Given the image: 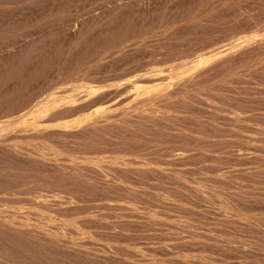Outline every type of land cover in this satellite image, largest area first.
<instances>
[{
  "label": "bare ground",
  "instance_id": "obj_1",
  "mask_svg": "<svg viewBox=\"0 0 264 264\" xmlns=\"http://www.w3.org/2000/svg\"><path fill=\"white\" fill-rule=\"evenodd\" d=\"M55 1H57V0H54V2ZM62 1L63 0H60V2H62ZM207 1L205 0V2H207ZM211 1L213 2V0H211ZM231 1H228V2L230 3ZM233 1H232V3H233ZM41 2H43V0H41ZM41 2H40V4H41ZM60 2H59V7L62 6V4ZM216 2H218V0ZM202 3L200 2V4H202ZM234 3H236V2H234ZM242 3H244V2H242ZM38 4L39 3H37V5L34 4V7L38 6ZM217 4H215V5L217 6ZM224 4H225V1H224ZM226 4H227V2H226ZM145 5H146V3H145ZM153 5H154V3H153ZM188 5H190V4H188ZM202 5H205V4H202ZM202 5H198V6L194 5L193 8L192 7L190 8V6H188V7L186 6L185 7L184 4H183V8L184 7L187 8V9H185L186 11L180 13L177 10L180 13V15H178V18H176L175 20L173 19L174 21L173 20L169 21L170 18L168 20H164L162 18V16H161V18H162V20H161V18L159 19L158 15L154 16L155 19H150V17L152 18V14H153V12L156 9V8H154V6L147 7L148 6L147 5L146 7H143L142 8L143 12H140V13H136L135 12L137 15H135L134 12H133L134 14L130 13V15L127 12H126L127 14L126 13L124 14V11L123 12H119L120 9H117V10L115 9L114 11L108 12L107 15L104 14V17L102 18V20L96 21L99 18L98 19L95 18L96 20H94V19L92 20L91 19V21L89 19L87 24H86V21H85V24L83 22H80L79 24H77V25H79V27L75 26L72 34L68 38V41H67L68 43L66 44L67 46L65 45L66 46L65 49H64L63 45L62 46L59 45L61 50L59 48H57V49L55 48L56 50L53 48L55 51L49 52V49L47 51H45L43 47H37L38 44L36 45V43H35L36 46H34L33 45L34 42H33V44H29L31 42L30 41L28 44L26 43L27 44L26 46L25 45L23 46L24 47L23 49L19 47L20 49H16V51L11 52L10 54L6 55V64L7 65H6V67H3L2 69H0V117H1V119H4L6 117H12V115L16 116L17 114L19 116L22 115V113H25L26 111H28V108L30 106H32L30 104L34 103L35 99H38V96L41 97V94L43 93L42 90L40 92H38L39 90L36 88L38 90L37 92L35 91L36 93H33V92L26 93V86L30 85V83H32V82H36L38 79H42V77L44 76V74H43L44 69L46 71V69L49 68L48 65H46V63H44V62H46V61H44L45 58L47 60V64H52L53 67H50V68L52 70L54 69L55 77L57 78L58 83H60V82L63 83V82H65L67 80L66 77H65V73L66 72H64V68H66L64 66V63L65 62L67 63L68 60H70V63H69L70 65L73 63L72 66L69 65L70 67H74L75 64H76V67L74 68V71L70 70L71 68L69 69V67L67 69L70 70L69 72H76V75L78 77V74H80L82 71H85V70H83L85 68V65H87V64H89L91 62H92V64L94 62H97V63H94V64H98V62H101L103 60V58H104L103 55H105L111 49H115V51H117V52H115L117 54L114 53V55H113V53H112V55L114 57H116V60L118 62H120L118 65L121 64V66H123V64L129 65L130 62L132 63V61H134L136 59L140 60V57L143 55V53H142V55L140 54L141 55L140 57L137 56L139 58L136 57V59H134L135 57H133L132 55H136L135 53L142 52V51L144 52V54L147 53V55H149L150 57L151 56L155 57V55L161 56V57L160 58L158 57V61L159 62H154L152 60L153 62L151 64H148V65L146 63H145L146 65L141 64V66H140L141 68L139 67L140 64L138 66H136V64H135L136 61H135V62H133L130 65L131 69H129L128 71L126 70L125 72L119 73V74L116 73V69L118 67L117 66L118 62L116 60H115L116 62H114V63H116V64H114L115 67L113 65V67L116 68V69H114L112 67L115 71L114 70H112V71L110 70L112 68L108 67L109 64L108 65L104 64L105 65V67L103 66L104 68L107 67L106 69H109L113 74L115 73L114 77L112 76V74H109V75L112 76V78H109V77L105 76L106 78H104V79L102 78L101 80H100V78H98L99 80H95V79L92 80L90 78L89 79L87 78L88 80H86V77H84V73L82 72L83 73V77L80 76L81 79L79 77L78 80H80L79 81V83H80L81 80L85 78V81L83 80L84 82H81V84H79V85L84 86L85 88L82 87L83 89H81L79 87L80 90L79 89L78 90L75 89L74 91L71 90L72 91V95L69 94L71 96L70 98H68V99L67 98L66 99L63 98V99H61V101L56 100V102L58 101V103H56V104H53L52 102L51 103L49 102V103L41 104L38 108L39 109H45V110H47V112L42 113L40 115L33 116L32 114H30V115L28 114L25 118L16 119L15 121H13L11 123H9V122L5 123V124H8L9 126L7 127V125H6L5 127H3V128H5L3 131H5V133H7L9 135H7V134H6L7 136L5 135L8 138L4 139V141L0 140V191H1L0 193H2L4 190L10 191L13 188L19 190L18 192L20 193V189H18V188H21V187L23 188L22 185H24L25 187H30L29 185H27L28 181L30 180L29 179L30 177L28 178L29 180L26 178V180H28L26 185L23 182V180L25 179L26 176L28 177V170H27L28 168L27 167H30V168L36 167L34 162L40 160L38 158L41 155L37 156L38 150L40 148L39 147L40 145L38 146L39 148L36 147L37 145H34V147H36V149L33 146L32 147L30 146V148H32V150L34 152L37 151L36 155H33L35 153L28 152L29 150L31 151V149L29 148V145L27 146L29 149L27 147L23 148V151L21 153V151H18L19 145H17V143H16V145L18 147L14 146V145H13L14 146L13 147L11 145V142H13V141H11V140H16V139H20L21 140L23 137H24V139H22V140H25V136L26 135L28 136V134H30L28 136V137H30V139L27 137V140H32V139L37 140L36 138H38V139L39 138H41V139L43 138L42 142L45 139L47 141H49L51 139L56 138L57 136H58L57 138H59V136H61L63 134H64L63 135V137H64L66 135V133H64L62 130L65 127V125L70 124V123L66 124L68 120L69 121L71 120V121L75 122L77 119L87 117L88 114H89L88 116H90L91 113L93 115V113H98V112L101 113V111L103 112V110L105 112V109H108V107L111 108L110 107L111 105H112V108H113V104H116V103L118 104V106L119 105H121V106L123 105L122 107L125 109L124 114L120 115L121 117L120 116H116L117 114L114 116V118L113 117L110 118L109 116L107 117L105 115H102V117L105 116L103 120L99 116L101 118V119H99L100 121L98 120V122L94 123L93 125H90V124L87 125V123H86V125H87L86 127H84V128H81V127L79 128L78 127L79 129H77L73 134L70 132L71 135H69V136H71V138L73 139L72 141L70 140V138L68 136V134H69L68 132L69 131L65 129L66 127L64 128L66 130V132L68 131L67 135L64 138L65 139L69 138V140L71 141V143H69V146L71 147V148L69 147L70 150H69V148L67 146H66V148H68V150L65 149L67 151V154L68 153L71 154V155L72 154L73 155L74 154H76V155L81 154L82 156H84L83 158L81 157V159L78 160V162H77L78 164L76 163L77 167H76V165H75V167L72 166V164L74 162H76L77 160L74 161L72 164L67 161L68 166L71 164V167L74 168V169L72 168L73 170H68V171H65V170L71 169V168H69V167L67 168V166H65L66 164L64 166L67 169H65L63 165H62L63 166L62 167V166H60L61 164L57 163L56 165H59V169L58 168H55V169H58V172H56L57 170L54 169L55 170V172H54L55 175H54V173H51L54 176V178L56 179L55 180V184L53 183L54 180L50 178L49 180H53L52 183H51V181L46 179V180H48V182H50L49 185L47 184L48 182L45 181V178H44L45 177V173L43 174L44 175V177H43L44 178V182H42V180H43L42 178H40V179L38 178V177H42L41 167L39 168L40 169L39 171H41L40 172L41 174L39 172H37L38 174L33 173L35 175V177L30 175L31 172H29V176L34 177V179L33 178H31V179L35 180V181L32 180V182L36 183L37 182L36 181L37 180L36 176H38L40 174L37 178L39 179V181L42 182V183L40 182L41 185L45 184L47 182L46 184L48 185L49 189H50V185L51 186H52V184L57 185L56 186L57 187L56 188L57 191L53 187H51V190H53V189L55 190V194H56L55 197H57V199L61 198V199H59L57 201L56 204H54L56 202L55 201L53 204H49V203L46 204V208H44L45 206H42V205H41L42 207L40 205H36V206L30 207V209L33 212L34 217L35 216H42V213H41L42 210H40V209H44V211H42L43 213L47 212V211H50V210H51V212L54 211L58 215V216H56V218L58 217L59 219L56 220L53 216H51V219L53 217L54 220L50 219V221H48V222L56 220L59 223L60 222L59 220H61L60 227L57 228V225H59L57 223H56L57 224L56 225L53 222H51V223L42 222V221L35 222L34 219H31V218L29 219L27 217H20L19 218V217H10V216H6V217L0 216V264H127L126 263L127 259L125 261L124 260H118V261L115 260L114 261L113 258L110 259L111 255H110V257L107 256L108 252L110 250L109 251L107 250L108 252L104 251V252H106L104 254H103V251H102V253L99 254L101 256H99L97 254L96 249L90 248V246L91 247H95V246H92V244H94L93 242H95V241L96 242H98V241L101 242V240H103V239L105 241L104 244L108 243L106 240L110 241L109 243H112V242L113 243L114 242H118V243L119 242L120 243L124 242V244H127L126 241L129 239L125 235V234H128V233H126L128 230H126L124 228V226H122V224H123L122 222H121L122 224L119 223V222L113 224V222H112L111 225H104V224L100 225L101 223H103L102 222L103 218L99 217V215L97 216L98 218H96L95 220H90L95 215L92 216V214L94 212L92 213V211L90 212L89 209H86V206H87L86 204H87V202L89 203V201H92L94 199L93 197L97 196L98 198L101 197V199L102 198H106L107 199V197H109L108 201H110V198L113 197L110 194L111 193L113 194L114 191H117V192H119V194L122 195V196L119 195L120 198L121 197L123 198V196L126 197V201L127 202H125V199H124V203H125V205H127L126 203L130 202V201H128V199L133 201L132 203L134 204V202H135L134 198L135 197L136 198L137 197L140 198V195H143V197H148V196L150 197V195L153 196V194H154V196L157 197V198L156 197L155 198L156 199L160 198L162 204L164 205L163 206L164 208H162L163 213H165L166 211L169 212V210L171 209L170 207L172 206L169 202H167L169 200L167 198V196H169V195L172 196V194L175 191H177V190H178V192L181 193V194L179 193L180 195L184 196V199L186 197V201H190V202L187 203L188 205L191 204L193 195H196L197 197L200 196L201 198H203V200L207 199L205 196L208 195V192H207V195H206V192L203 190V187H202V190H201V187H199V186H201V184H198V182L201 183L202 181H198L197 176H193V174H191V172L188 173L189 175L187 176V175H185L186 173L181 172V173H183V174H181V173H177V171H175L174 175H173L172 174L173 172L170 173V171H172V170H170V169H165L164 170L163 163H160V161H158V155L157 154H158L159 151L169 152L172 156L173 155L175 156V154L177 155V153L185 154L187 152H189V153L190 152H194V153H196V156L197 155L200 156V154H202L204 148L206 147V146H204V144L209 143V141H210L209 138L210 137L212 139H214V134H211L212 132L211 133L208 132L209 130H207V131H205V129L204 130H199V129L192 130V129H189L184 123L176 122L175 120L171 121L172 118L175 119L179 115L180 116L181 115L184 116V119H188V117L183 115L184 112L182 111L186 106L184 107V105H183V107H184L183 108V107H181L182 106L181 105L180 107L182 108V110H180V108H176L175 107L176 105H171L170 106L169 102H171V100H173L174 98L178 97L180 103L182 102V103L188 104V103H186L187 101H189V102L193 101V103L196 104L197 106H201L202 105L204 107V106H208L209 105L208 104V99L211 98L210 95H211V93L213 94L214 90H215L214 92H216V91L220 92V90L217 89L219 86L223 87L225 85H228L227 84V82H228L227 79L228 78L236 79L237 85L241 84L240 80H243L242 78H244L246 76V74H248V72L246 70H244V69L249 70L251 68V70H252V68H254L255 66L257 67L262 62V61L257 60V59H258V56H262V55L264 56V18L259 19V18H257L258 16L257 17H253V18L248 16L246 18L247 13H249V12H250V14L253 13V11L251 12V10H253V8L249 9V7H245V4H244V6L242 4V6L244 8H248V10H250V11H247L246 13H243V14H246V15H244L245 16L244 20H246V23H247L246 26H248V30L246 29L245 32L243 30V32L241 33V31L239 30L240 28H239L238 32H240V33H237V31H236L237 30V26L234 25L235 30H234V28H232V29L229 28L230 30H227L228 32H226V33H229L230 31H233V32L232 33L230 32V34H228V36H227V34H225L227 37L223 36L222 40L220 38L221 41H214V42L213 41H208L207 43L206 42L204 43V39L202 38V34L206 30V27H207V31H208V27H215L217 29L219 27L218 25L220 23V20L215 19L217 17L212 19L214 17L213 14H215L214 11H216V9L214 8L215 6L211 7V9L213 8L215 10H213V9L210 10V8L208 10V9H205V7H207V6L203 7ZM20 6H21V4H20ZM219 6H221L220 7V9H221L224 5L221 4ZM234 6H232V7H234ZM262 6H264V5H262ZM175 7H174V9H173V7H171L173 9V11H175ZM218 7H216V8H218ZM224 7H226V5ZM236 7H239V9H240V6H236ZM39 8H41V6ZM171 8H170V10L172 11ZM8 9L10 10V8H8ZM178 9H180V8H178ZM182 10L183 9H182V6H181L180 11H182ZM233 10H236V8L235 9L233 8V9H231V11H229V12H231V14L234 12L233 16H236V15L239 16L240 12L242 14V12L246 11V10H243V11L241 10L240 12H237V13H239V15H238L236 13L237 10L236 11H233ZM177 11L175 13L178 14ZM212 11H213V14L210 13ZM10 12L11 11H9L7 13H10ZM208 12L212 15L211 19H209L210 17H208L209 20L207 18H206L207 20H204L205 19L204 16H208ZM255 12H256V10L254 11V13ZM15 13H16V11H15ZM160 13H159V15H161ZM175 13H173V14H175ZM167 14H170V13L168 12ZM167 14L165 15L166 18L169 17V16H167ZM216 14H219V16H221L220 12H218ZM255 15H258V14L255 13ZM255 15H253V16H255ZM259 15H261V14H259ZM4 16H6V17H4ZM17 16H18V14H17ZM230 16H232V15H230ZM262 16H264V14ZM2 17L3 18H1V19H2V21H4V23H5V20H3L4 18L8 19L6 21H8L9 23L12 20L11 19L9 21V17L10 16L7 17V14H4ZM156 17H157V19H156ZM239 17L241 19V16H239ZM259 17H261V16H259ZM16 18H18V17H16ZM22 19H23V17H22ZM151 20H154V21H151ZM223 20H225V19H223ZM227 20H228V18H227ZM237 20H238V18H237ZM22 21H24V20H22ZM235 21H236V19H235ZM235 21H233V22H235ZM11 22L13 23V21H11ZM241 22H243V20H241ZM6 24H7V22L5 23V26H6ZM176 24H179L180 26L183 25V26H185V28H182L183 30L181 29L182 31L180 30L181 31L180 32L179 30H177L179 28H177V26H176L175 27V28H177L176 29V33H174V32L172 33V31H174L173 27ZM9 25H11V23ZM9 25H7V26H9ZM202 25H203V27H202ZM2 26H3V28H5L4 25H2ZM44 26H45V24H44ZM7 29H9V27ZM159 30L163 31L164 34H162V33L159 34V35H162V36H158V34H156V33L160 32ZM168 30L169 31L172 30V31H170L172 34L169 33L168 35H166ZM177 31L179 33H177ZM4 33H6V32H4ZM8 37H10V36H8ZM155 37H158L159 39L156 38V40H155ZM138 39H142V40L145 39V40L150 41V42H148L146 44L149 47V49H144V46H142V45H141V48L139 47L138 49H136V47H135L136 45H135L134 46L135 50H133V51L126 52L124 50L125 47H126V44L129 41L130 42L134 41V40L138 41ZM142 40H141V44L144 45L145 42H143ZM137 41H136V43L140 42V41H138V42ZM184 42L187 43V44H185V45H187V47H186L187 49L184 50V51H182V50L178 51V49H179L178 47H181V43H184ZM136 43H133V44H136ZM139 44H138V46H139ZM170 44H173V45H170ZM197 44H199V45H197ZM57 45H58V43H57ZM129 45H130V43H129ZM168 45L172 46L173 48L176 45H179V46H176L175 47L176 49H173L175 51H171V50L168 51V48H169ZM195 45H197L198 47L197 46L195 47ZM7 47H9V46H7ZM127 47H129V46H127ZM148 47H146V48H148ZM45 48H47V47H45ZM50 49L53 50L52 48H50ZM63 49H64V51H63ZM147 50H149V51H147ZM112 52H114V51H112ZM162 54H164V55L162 56ZM107 55L111 57V54H107ZM130 56L133 57V60H129ZM145 56L146 55H144V57ZM52 57H53V61L51 60ZM110 57L108 59L109 61H111ZM114 57H112V59H115ZM142 57H141V60H142ZM152 57H151V59H152ZM147 58H148V56H147ZM126 59H128L130 62L128 61L126 63ZM156 60H157V58H156ZM251 60H253V61H251ZM109 61L108 62L106 61V62L109 63ZM144 61H145V59H144ZM147 61H149V60L147 59ZM104 63H105V59H104ZM94 64L92 65L94 69L95 68L96 69H100L99 66H102V65H99V64H101V63H99L98 64L99 68H98L96 66L94 67ZM0 65H2V64H0ZM127 65H125V66H127ZM90 66H91V64H90ZM132 66L133 67L136 66V68H139V69H134ZM28 67H29V70H28ZM256 67H255V70L257 69ZM93 68H92V70H94ZM120 68H122V67H120ZM85 69L86 70L88 69V65L86 66ZM89 69H88V72H89ZM151 70L152 71L155 70V72L152 74ZM257 70H259V68ZM49 71H51V70H49ZM104 71H105V69L102 72H104ZM243 71L247 72V73L245 72V76L244 77H243ZM88 72H87V74H88ZM94 72H95V70H94ZM111 72H109V73H111ZM149 72H151V74H148ZM252 72L249 71L250 74ZM82 73H81V75H82ZM73 74L75 76V73H71V75H73ZM87 74H85V75L87 76ZM100 74L96 73L95 75H99L100 76ZM93 75H94V73H93ZM104 75H101V77L104 76ZM106 75H108V74H106ZM74 76H73V79L75 81H77V78L75 79ZM91 76H92V72H91ZM89 77H90V74H89ZM47 79H48V77H47ZM231 81L232 80L230 79V82ZM233 82H235V81H233ZM236 83H234V84L236 85ZM231 84L233 85V83H231ZM214 85H215V87L217 86L216 89L214 88ZM94 86H95V88H92ZM233 86L230 87L231 92H232V97H233L234 101L237 100V101L241 102L240 99L242 98V95L244 96L245 92H241L239 90V88L238 89L237 88L234 89ZM32 87H34V86H32ZM188 87H190V88H188ZM191 87H195V89H196V92H194L193 95L191 93L188 94V92H187L188 91L187 89H191ZM232 88L234 90H232ZM245 88H247V87H245ZM240 89H241V87H240ZM224 90H225V88H224ZM71 91H70V93H71ZM200 91H201V93L203 91L202 94H204V92H206V94L208 93L210 97L207 96L208 98H206L205 94L202 96ZM200 95H201V97H205L206 99L205 98H203V99L200 98L199 97ZM229 95H230V93H229ZM245 96H246V94H245ZM20 98H22V99L20 100ZM194 98H197L200 102H197L198 100L195 101ZM217 98H219V97H216L215 99H217ZM179 101H178V103H179ZM173 102L174 101H172L171 103H173ZM243 104H244V102H243ZM177 105H179V104H177ZM188 105H190V104H188ZM115 106H117V105H115ZM239 106H241V105L239 104ZM126 108L130 109V110L127 111ZM209 108H210V106H209ZM219 108H215L216 111L214 109L213 110L215 112H217V110H219V111L222 110V109H219ZM187 109L188 108L186 107L185 110H187ZM121 110H123V109H121ZM232 110H233V112H231L232 114H234L235 112L243 113L242 111H244V113H245V110L238 109V107H236V108H234ZM106 111H108V110H106ZM12 112H13V114H12ZM211 112H213V111H211ZM221 112L223 113V111H221ZM119 113H120V111H119ZM218 113H220V112H217L216 114H218ZM222 113H220V114H222ZM237 113L235 115H237ZM241 113H239V114H241ZM203 114H205V113H203ZM122 115L123 116H125V115L127 116L128 115V116L127 117L126 116L122 117ZM94 116H96V114ZM115 117H116V119H115ZM117 117H119V118H117ZM170 117H172V118L169 119ZM185 117H187V118H185ZM238 118H240V120H241V117H239V115H238ZM7 119L8 118H6V120ZM36 119H38V120L41 119L42 124L44 123L45 125H47V127L44 125L45 127L44 126H42V127L40 126V128H39V123H38V127H35L34 126L35 124L32 125L36 121ZM90 119H92V117ZM176 119H178V118H176ZM179 119H180V117H179ZM182 119H183V117H182ZM190 119H191V117H190ZM202 119H201V121H202ZM224 119H225V117H224ZM6 120H4V121H6ZM203 120L204 121H202V123H206L205 119H203ZM220 120H221V122L217 123L218 126L222 125L223 119L220 118ZM0 121H2V120H0ZM85 121H86V118H85ZM168 121L170 122V124H169ZM177 121H179V120H177ZM227 121H229V120L227 119ZM231 121H229V122L231 123ZM167 122H168V124H167ZM224 122L226 123L225 120H224ZM78 123H76V124H78ZM81 123H83V125L85 124L83 121ZM71 124H73V123L71 122ZM226 124H228V122ZM3 125H1V127ZM79 125L81 126L82 124H79ZM79 125H76V126H79ZM207 125H208V123H207ZM209 125H211V124H209ZM232 125H233V123H232ZM239 125H240V123H239ZM51 127H53V129L56 128V127L62 128V129H60V128L59 129L61 130V132L63 134L61 132H60L61 135H60V133L58 134V132L56 133L55 129L53 130V132H51V130H50ZM229 131H231V129ZM50 133L56 134L57 136L53 137V135L52 134L50 135ZM162 133H164V135H169L170 134L176 140H174V141H170L169 140L168 141V140H165V139L163 140V139L159 138L160 136H162L161 135ZM50 136H51V138H49ZM227 137H229V136H227ZM57 138H56V140H57ZM60 138H59V140H60ZM215 138H218V136L215 137ZM220 139L221 138H219V140ZM61 140H62V142L58 141L59 143L61 142L60 144H58L57 141H54V143L56 142L57 145H61V144L64 145V143H63L64 139L61 138ZM67 140H65V141H67ZM47 141H45V142H47ZM50 142L52 144V141H49V143ZM224 142H227L226 139L224 140ZM24 143H26V142H24ZM42 144H43V146L45 148L47 147V143L45 144L43 142ZM51 144H49L50 148L52 147ZM71 144H73V146H71ZM229 144H231V143H229ZM57 145H54V146H57ZM62 145H61V149L64 150ZM217 145H219V144H217ZM20 146H21V144H20ZM221 146H222V144H221ZM231 146H232V144H231ZM231 146L229 145V147H231ZM15 147H17L18 149H16ZM57 147H54V148L57 149ZM210 147L211 146H209V148ZM24 149L25 150L27 149L28 150L27 152L29 154H24L23 155V152H25ZM55 149L51 148V150L54 153H55V151H54ZM61 149L57 150L56 154H58V152L61 151ZM226 149H227V147H226ZM46 150H47V148H46ZM51 150L50 151L48 150V151L52 152ZM206 150H208V148ZM221 150L218 149V151H213L212 148H211V150H208L207 153H209V154H213V153H216V152L218 153ZM89 151L91 153H89ZM137 151H139L138 156H137ZM229 151H230V149H229ZM27 152H25V153H27ZM134 152H136L135 153L136 155L134 154ZM86 153L87 154H92L91 155L92 157H90V155H89V157H86L84 155ZM142 153H145V154L140 155ZM230 153H231V151H230ZM49 154H52V153H49ZM53 155H54V158H55L56 155L55 154H53ZM103 155H105V156L108 155V156H106L107 158H105V157L103 158ZM127 155L128 156H135V158L132 161L128 160L126 158V157H128ZM32 156H35V157L37 156L36 157L37 160H34L33 158H31ZM149 156L150 157L154 156L156 158H155V160H152V159H150ZM43 157L45 159L44 155L41 156L40 158L43 160ZM163 157H165V156H163ZM206 157H209V156L207 155ZM206 157H204V158H206ZM69 158H70V156H69ZM42 160H40L38 163H41ZM46 160H48V159L46 158ZM46 160H44V161L48 163L49 161H46ZM65 160L66 159H64L63 163L61 161L60 162L62 164H64V163H66ZM67 160H69V159L67 158ZM74 160H75V158H74ZM224 161H226V160L224 159ZM52 162L50 163L51 165L49 164L51 168L53 167L52 164H54ZM38 163H36V164L39 165ZM42 165H44V164L42 163ZM47 165H44V166H47ZM47 167L49 168V166H47ZM47 167H45V170H47L46 173H47V175H49L50 174L49 172H51L52 169L50 168L51 170H49V169H47ZM54 167H57V166H54ZM103 167H104V170L107 169V168L109 169L108 172L105 170L107 172V173L105 172V174H104V172L102 170ZM30 168H29V171H31ZM26 170H27V175L25 174ZM36 170H37V168H36ZM32 172H33V169H32ZM34 172H36V171H34ZM43 172H45L44 169H43ZM52 172H53V170H52ZM123 172H129V175L131 174L133 176L131 178L133 183L129 182V181L127 182L129 177L127 176L128 178H126L125 176L128 173L125 174ZM162 173L163 174L165 173L166 176H164L165 174L161 175ZM156 174H157V176H156ZM47 175H46V178H47ZM52 175L48 176V178L52 177ZM91 175H93L94 177L91 176ZM219 176H220V173H219ZM223 176H225V175H222V177ZM143 177L144 178L147 177L146 179H143L145 181L146 180L147 181L150 180L149 182H151V180H154L155 182L157 181L156 184L158 183L157 185L159 186V188H157V187L156 188H152V186L151 185L149 186V184H148V186L150 188L145 186L147 184H145L144 187L143 186L139 187L140 184H142L141 181H143L142 180ZM124 178H126L127 180H125ZM220 178H221V176H220ZM221 179L224 180V178H221ZM196 180L198 182H196ZM199 180L207 181L205 178H201ZM39 181H38V183H39ZM29 183H31V180L29 181ZM35 183H34V188L35 189L33 188V186H32L33 190H31L32 189L31 187H30L31 188L30 190L29 189H27V190L23 189V191L25 192V196H31V197L36 196V197H39L37 195L41 194V193L37 194V192L34 191L38 187V186L35 187L36 186ZM223 183H225V181H223ZM228 183H230V182H228ZM126 184H131V186H133V188L132 187H127L128 185H126ZM204 184H202L204 186V189L206 188L208 190L207 184L206 185H204ZM19 185H21V186H19ZM32 185H33V183H32ZM47 185H46V189H44L45 187L42 185L43 186V187H41L42 190L43 189L47 190L48 189ZM220 185H222V183ZM137 188H141V189H137ZM175 188H178V189H175ZM218 188L216 187V189H218ZM51 190H50V192H51ZM156 190H159L160 193L161 192H163V193L160 194L159 191H156ZM209 190H211V189H209ZM223 190H225V188ZM223 190H222V192L218 190L219 191V195L223 194ZM258 190H260V189H258ZM239 191H240V189H239ZM245 191H246V188H245L244 192ZM253 191H251V193H253ZM4 192L7 193V191H4ZM10 192H8V193H10ZM15 192H17V191H15ZM18 192H17V194H18ZM56 192H58V193H56ZM157 192H158V194H157ZM262 192H264V191H262ZM6 193H4V194H6ZM13 193H12V195H13ZM42 193H43V191H42ZM45 193L49 194V195L51 194V193H48V191L47 192L45 191ZM52 193H54V192H52ZM247 193H246L244 198H243L244 194L243 195L240 194L241 195V196H239L240 200H241L240 202H243L242 204L244 206H245V203L248 204L249 206L246 207L247 206L246 205L245 207L250 209V210H252L254 205H250V204L251 203L252 204L253 203H257V202H255V199L261 198L262 196H264V193H259V194H256V192H254L255 194L254 193L253 194H249V193L247 194ZM17 194H16V196H17ZM174 194H176V196H177L178 193H174ZM43 195H44V193H43ZM43 195L41 197H43ZM4 196L5 195H3V197ZM171 196H169V197H171ZM12 197H14V196H12ZM91 197L93 199H91ZM209 197H211V194H210ZM116 198L118 200L119 197L118 196L115 197V200H116ZM136 198H135V200H136ZM150 198L152 200L155 199L153 197H150ZM162 198L168 199V200L165 201ZM222 198H224V197H222ZM1 199H2V197H1ZM15 199L12 198V200H15ZM35 199L39 200L40 198H35ZM41 199H43V198H41ZM62 199H63V201H62ZM143 199L144 198H140V201L144 202L146 200V199L145 200H143ZM209 199L211 200V198H209ZM209 199H207V201H209ZM5 200H4V202H5ZM12 200H10L11 201L10 203H12ZM48 200H47V202H48ZM115 200H111V201L113 203H115L116 202ZM119 200L122 203L121 199H119ZM214 200H215V198H214ZM227 200H229V197H228ZM233 200H235V199H233ZM52 201H51V203H52ZM93 201L95 202V200H93ZM118 201L116 203H118ZM231 201H229V204H228V202L226 203L225 200L224 201H219V202H220V204L225 205L226 206L225 208L228 209V205H231V203H232ZM83 202H84V204H81ZM85 202H86V204H85ZM79 203L81 205H86L85 206L86 210H83L84 206L83 207L80 206L79 208L80 209L82 208L81 212L83 210V212L85 214H87L88 210H89V212L92 213L91 214V218H88L89 217L88 216L89 213L86 215L87 217H85V218L83 217L84 220H83V218H79L83 214V212L80 213V215H78L79 216L78 218L80 219V221H77V220L73 219L72 217L70 218V216L68 215L69 211H72V213L74 214V210L77 209V211L80 212V210H78L79 209L78 208V204ZM132 203L131 202L129 203L131 206L128 204L129 207H128V211L127 212H129V208L131 209V207L133 205ZM159 203H160V201H159ZM172 203H174V202H172ZM182 203H183V201H182ZM237 203H238V201H237ZM135 204H137V203H135ZM146 204H148V203L146 202ZM236 204L234 203V205H233V203H232V205H233L232 207L233 208L236 207L238 209L240 208L238 210V211H240L242 207H238L239 205L236 206ZM136 206H133V207H136ZM12 208H14V206ZM89 208H90V206H89ZM96 208H97V206H96ZM137 208H138V206H137ZM146 208L148 209V207H146ZM229 208H230V206H229ZM236 208H234V209H236ZM26 209H28V208L26 207ZM135 209L136 208H134V210ZM231 209L232 208H230V210ZM234 209H232V210H234ZM245 209H242L241 212L242 213H244V212L246 213V211H244ZM248 209H247V212L249 214H251V212H253V210L249 212ZM45 210H47V211H45ZM120 210H121V212H123L122 210H124V212H125V210H127V207L124 208L122 206V208H120ZM162 210H160V211H162ZM230 210L228 209V211H230ZM133 211H130V212H132V214L134 213V215L137 216V218H138L139 210L137 212L138 215H136V213H135L137 211V209H136L135 212H133ZM149 211H151V210H149ZM5 212H7V211H4L3 214ZM8 212H7V214H9ZM13 212L10 213V214L12 215ZM18 212L19 211H17V215H19ZM54 212H53L52 215H56V214H54ZM231 212L236 214V212H233V211H231ZM47 213H49V212H47ZM72 213H71V215L74 217V215ZM226 213H228V212H226ZM242 213H240L241 214L240 216H242ZM7 214H5V215H7ZM50 214L51 213H49V215ZM151 214L147 215L151 219H149L147 217L149 219V221H148V219H146V220L149 223L146 222L147 223L146 226L147 225L149 226L150 224L151 225L152 224H156L157 225L158 220L161 219V218H159L160 215L159 216L157 215L158 217L156 216V214H159V213L155 214V212H154L155 216H153V214L152 215ZM234 214H233V216H234ZM249 214H245V215H247L246 217H248ZM13 215H16V214L14 213ZM96 215H97V213H96ZM130 215H131V213H130ZM145 215L146 214H143L141 216L145 217ZM164 215H162V216H164ZM48 216L46 215V219L48 218ZM76 216L77 215H75V217ZM82 216H84V215H82ZM152 216H153L154 219H155V217H157V219L159 218L158 220L155 219L157 222L152 218ZM240 216L239 217L235 216V218L236 217L240 218ZM250 216H249V218H250ZM167 217H169V218H167ZM175 217H177V216H175ZM224 217L226 219V216H224ZM246 217H244V218H246ZM252 217L255 218L254 215H252ZM170 218H171L170 215L169 216L165 215V219L166 220L167 219L170 220ZM244 218H243V220H244ZM249 218H248V220L250 221V219H252V218H250V219ZM66 219H69V221H66ZM76 219H77V217H76ZM207 219H209V218H207ZM47 220H49V218ZM232 220H234V219H232ZM248 220H247V222H249ZM32 221H34V223ZM62 221H64V222L62 223ZM120 221H122V220H120ZM136 221L138 222L137 219H136ZM161 221H162V219H161ZM161 221H159L158 223H162ZM230 221H231V219H230ZM235 221L239 223V221H237L236 219H235ZM253 221H255V219ZM236 222H235V224H236ZM46 223L49 226H52V225L55 226L56 225V227L53 226V227H51L52 229H48ZM43 224H44V226H43ZM241 224H242V222H241ZM259 224L261 225V221H260V223H258V225ZM248 226L249 225H246V227H248ZM251 226H252V224H251ZM45 227H47V228H45ZM138 227H136V228H138ZM140 227H139L140 229L138 228V230H140V231H141V229H143V230L145 229V228H142V226H140ZM154 227H156V226H154ZM154 227H153V229H154ZM91 228H92V231L94 229H97L96 232L94 230L95 233H92L89 230H87V229H91ZM163 228L165 230V227H163ZM166 228H167V226H166ZM224 228H226V227H224ZM98 230H99V232H98ZM145 230L148 231L147 229H145ZM176 231H179V230H176ZM76 232H80L81 233V234L77 233L78 235H76L77 236L76 239L78 238V236H80V238L77 240V241H79V244H76L74 241H72L73 244L74 243L75 244L71 245V242H69L70 244L68 245L69 237L66 236V235L69 234L70 239H71V236L76 234ZM89 232H90V234H89ZM103 232H105L106 234H104ZM263 233H264V230H263ZM175 234H177V233L175 232ZM134 235H135V233H134ZM66 237L68 238L67 239L68 241L66 240ZM130 237H133V236L131 235ZM72 238L75 239L74 236ZM126 238H128V239L126 240ZM173 240H175V239H173ZM148 242H149V240H148ZM215 242H216V240H215ZM104 244H102V245H104ZM130 244L131 243H129V245ZM67 245L68 246L71 245V246H74V247H68ZM77 245H79V246H77ZM102 245L99 246V247L101 248ZM117 247H119V246H117ZM121 247L122 246H120V248ZM114 248L116 249V247H114ZM125 248H128V247H125ZM131 248L133 249V247H131ZM179 248H181V247H179ZM108 249H109V247H108ZM132 249H130V250H132ZM134 249H135V251L137 250L136 248H134ZM165 249H166V253L167 252L170 253L169 250H167L168 248H165ZM102 250H104V249H102ZM121 250H122V252L121 251H118V252L123 253L124 249L122 248ZM130 250H129L128 253H130ZM138 250H140V249H138ZM99 252H101V250ZM136 252L138 253V251H136ZM136 252H134V253H136ZM175 252L178 254V255H176L177 256L176 262H177V260L179 261L178 256L179 257L181 256L179 254H182V253H178V251H175ZM124 253L127 254V251L125 250ZM134 253H132V256L134 255ZM137 253H136V255H137ZM188 253L190 254V252H187L186 254H188ZM199 254L202 255V253H198V255ZM118 255H115V253H114V256H118ZM127 255H129V254H127ZM165 255L167 256L168 254H165ZM173 255H174V253H173ZM192 255L194 257V254H192ZM196 255L197 254L195 253V257L194 258L192 257L193 261L195 260V258H198L200 256V255L199 256L197 255V257H196ZM119 256H121V255H119ZM138 256L139 255H137V257ZM184 256L183 255L181 256V257H183V260L186 258V261H188L187 260V256L186 257H184ZM189 256L191 257V255H189ZM204 256L207 257L204 254L201 257L203 258ZM129 257H131V254L129 255ZM134 257H131V258L135 259ZM138 258H140V257H138ZM170 258H171V256H170ZM199 258L197 260H204V258L203 259H199ZM210 258H212V257H210ZM248 258H247V260H248ZM257 258H258V256H257ZM115 259H116V257H115ZM143 259H145V258H143ZM173 259H175V258H173ZM206 259H208V258H205V260ZM111 260H113V261H111ZM127 261H129V259ZM141 261H142V264H143L146 260H142L141 259ZM141 261H139V262H141ZM180 261H181V259H180ZM189 261H190V259H189ZM208 261H210V260H208ZM131 262H132V260H131ZM146 262L148 263V261H146ZM167 262H168V260H167ZM176 262L173 261V262H170V263H176ZM197 262H199V261H197ZM162 263H159V264H162ZM164 263L166 264V261ZM189 263H191V264L195 263L196 264V262H194V263L189 262ZM189 263H187V264H189ZM200 263L201 264L202 263L203 264H205V263L207 264L208 262L200 261ZM149 264H151V262Z\"/></svg>",
  "mask_w": 264,
  "mask_h": 264
},
{
  "label": "rangeland",
  "instance_id": "obj_2",
  "mask_svg": "<svg viewBox=\"0 0 264 264\" xmlns=\"http://www.w3.org/2000/svg\"><path fill=\"white\" fill-rule=\"evenodd\" d=\"M16 1V2H15ZM32 1V2H31ZM58 1V2H57ZM57 1H55L54 2V0H43V2H41V0H0V8L2 9H0V64H2V65H0V69H2L3 67H6V55H8V54H10L11 52H14V51H16V49H20V48H24L23 46L25 45H27L30 41V43L29 44H33V42H34V46H36L37 44V47H43L44 48V50L45 51H47L48 49H49V52H53V51H55L57 48H59L60 49V46L59 45H63L64 46V49L66 48V44L68 43L67 41H68V38H69V36L72 34V32H73V30H74V28H75V26L76 27H79V25H77V24H79L80 22H83L84 24H85V21H86V24L88 23V21H89V19H90V21H91V19L93 20H96L95 18H99L98 20H96V21H99V20H102V18L104 17V14H106L107 15V13L108 12H110V11H114L115 9L117 10V9H120L119 10V12H123L124 11V14L127 12V13H129V15H130V13H140V12H143V10H142V8L143 7H146L147 5V7H149V6H154V8H156L155 9V11L153 12V14H152V18L150 17V19H155V17L154 16H156V15H158L159 16V19L161 18V16H162V18L164 19V20H168L169 18H170V20L169 21H172L173 19L175 20L176 18H178V15H180V13L181 12H185L186 10L185 9H187V8H185L188 4H190V5H188V6H190V8L192 7L193 8V6L194 5H202V4H205V5H202L203 7H205V6H207V7H205V9H208L209 10V8H210V10H212L211 9V7H213V6H215L214 8L216 9V11H214L215 12V14L216 13H218V12H220V14H221V16H219V14H213V11L212 12H210L211 14H213V18L212 19H214L215 17H217V18H215V19H218V20H220V23H219V27L216 29L215 27H208V31H207V27H206V30L204 31V33L202 34V38L204 39V43L206 42H208V41H221L222 39H223V36L225 37L226 35L225 34H227V36H228V34H230V32L232 33L233 31H230L229 33H226V32H228L227 30H230L229 28H234V25L235 26H237V33H240V32H238L239 30L241 31V33L243 32V30H244V32H245V30L247 29L248 30V26H246L247 25V23H246V20H244L245 19V16L244 15H246V14H243V13H246L247 11H250V10H248V8H244L243 6H244V4H245V7H249V9H252L253 8V10H251V12L253 11V13H251L250 14V12L249 13H247V15H246V18L249 16V17H257V18H259V19H262V18H264V16H262L263 14H264V6H262V5H264V0L262 1V0H232L233 1V3H232V1L231 0H218V2H216L217 0H213V2L211 1V0H206L207 2H205V0H63L62 2H60V0H57ZM189 1V2H188ZM215 1V2H214ZM222 1V2H221ZM224 1H225V4H224ZM228 1H231L230 3L228 2ZM25 2V3H24ZM40 2H41V4H40ZM45 2V3H44ZM59 2L62 4V6H60L59 7ZM187 2V3H186ZM194 4L195 2V4L193 5L192 3ZM200 2L202 3V4H200ZM226 2H227V4H226ZM234 2H236V3H234ZM241 4H239V3ZM242 2H244V3H242ZM248 2V3H247ZM21 4V6H20V4ZM29 3V4H28ZM37 3H39L38 4V6L40 7L41 6V8H39L38 6H36L37 5ZM145 3H146V5H145ZM150 3V4H149ZM153 3H154V5H153ZM199 3V4H198ZM217 4V6L215 5V4ZM223 4L224 6L226 5V7H222L221 9H220V7L221 6H219V5H221V4ZM247 3V4H246ZM6 4V5H5ZM33 4V5H32ZM34 4H36L35 6L36 7H34ZM60 4V5H61ZM182 4V5H181ZM183 4H184V8H183ZM230 4V5H229ZM242 4H243V6H242ZM250 4V5H249ZM254 4V5H253ZM16 5V6H15ZM53 5V6H52ZM72 5V6H71ZM178 7H177V6ZM192 5V6H191ZM210 5V6H209ZM235 5V6H234ZM4 6V7H3ZM44 6V7H43ZM176 6V7H175ZM181 6H182V9L184 10H182V11H180V9H181ZM187 6V7H188ZM219 6V7H218ZM232 6H234V7H232ZM236 6H240V9H239V7H236ZM44 9H43V8ZM171 7H173V9H174V7H175V11H173V9L171 8ZM216 7H218V8H216ZM243 7V8H242ZM8 8H10V10L8 9ZM22 10H21V9ZM57 8V9H56ZM158 8V9H157ZM170 8L172 9V11L170 10ZM177 8V9H176ZM178 8H180V9H178ZM224 8V9H223ZM230 8V9H229ZM235 9L236 8V10H233V11H236V13L237 12H240L241 10L243 11V10H246L245 12H242V14H241V12H240V15H239V13H237L239 16H241V19H240V17L239 16H237L236 14V16H233L234 15V12L231 14V12H229V11H231V9ZM5 9V10H4ZM78 9V10H77ZM145 9V8H144ZM151 9V8H150ZM168 9V10H167ZM204 9V8H203ZM215 9H213V10H215ZM227 9V10H226ZM229 9V10H228ZM256 10V14H258V15H255V13H254V11ZM258 9V10H257ZM13 10V11H12ZM24 10V11H23ZM172 12H170V11ZM180 12H178V11ZM220 10V11H219ZM9 11H11L10 13H7V12H9ZM15 11H16V13H15ZM139 11V12H138ZM161 13H160V12ZM178 12V14L177 13H175V12ZM224 11V12H223ZM161 14V15H159V13ZM169 12L170 14H167V13ZM7 14V17H9V21L11 20V21H13V23L10 21V23H11V25H9L10 23L8 22V21H6V20H8V19H6V18H4L3 20H5V23L7 22V24H6V26H5V23H4V21H2V19L1 18H3L2 16L4 15V14ZM42 13V14H41ZM70 13V14H69ZM126 13V14H127ZM133 13V14H134ZM135 13V15H137ZM164 13V14H163ZM173 13H175V14H173ZM209 12H208V16H204L205 17V19L204 20H207L208 19V17H210L209 19H211V17H212V15L210 14ZM230 13V14H229ZM9 14V15H8ZM17 14H18V16H17ZM39 14V15H38ZM41 14V15H40ZM59 14V15H58ZM102 14V15H101ZM167 14V16H169V17H167L166 18V15ZM210 14V15H209ZM250 14V15H249ZM259 14H261V15H259ZM16 15V16H15ZM101 15V16H100ZM230 15H232V16H230ZM252 15V16H251ZM253 15H255V16H253ZM99 16V17H98ZM165 16V17H164ZM243 16V17H242ZM259 16H261V17H259ZM4 17H6V16H4ZM16 17H18V18H16ZM22 17H23V19H22ZM26 17V18H25ZM228 18V20H227V18ZM231 19H230V18ZM234 17V18H233ZM79 18V19H78ZM162 18H161V20H162ZM172 18V19H171ZM207 18V19H206ZM225 19V20H223V19ZM237 18H238V20H237ZM243 18V19H242ZM14 19V20H13ZM77 19V20H76ZM156 19H157V17H156ZM203 19V18H202ZM208 19V20H209ZM235 19H236V21H235ZM22 20H24V21H22ZM34 20V21H33ZM173 20V21H174ZM241 20H243V22L245 23H243V22H241ZM17 21V22H16ZM19 21V22H18ZM21 21V22H20ZM151 21H154V20H151ZM233 21H235V22H233ZM24 22V23H23ZM238 22V23H237ZM222 23V24H221ZM232 23V24H231ZM234 23V24H233ZM44 24H45V26H44ZM221 24V25H220ZM244 26H243V25ZM2 25H4L5 26V28H3V26ZM7 25H9V26H7ZM17 25V26H16ZM24 25V26H23ZM28 25V26H27ZM2 26V27H1ZM177 26V28H179V29H177V28H175ZM179 24H176L173 28H174V31H172V30H170V31H172V33L174 32V33H176V29L177 30H181L182 28H185V26H180ZM233 26V27H232ZM9 27V29H7ZM31 27V28H30ZM202 27H203V25H202ZM205 27V26H204ZM247 27V28H246ZM172 28V29H173ZM240 28V29H239ZM170 29V28H169ZM239 29V30H238ZM242 29V30H241ZM34 30V31H33ZM183 30V29H182ZM181 30V31H182ZM234 30H235V28H234ZM15 31V32H14ZM19 31V32H18ZM24 31V32H23ZM160 31V30H159ZM169 30L167 31V34L166 35H168L169 33H171ZM180 31V32H181ZM212 31V32H211ZM4 32H6V33H4ZM235 32V31H234ZM3 33V34H2ZM23 33V34H22ZM25 33V34H24ZM164 34L163 33V31H160V32H158V33H156V34H158V36H162V35H159V34ZM171 33V34H172ZM177 33H179L178 31H177ZM27 34V35H26ZM12 35V36H11ZM8 36H10V37H8ZM27 36V37H26ZM226 36V37H227ZM21 37V38H20ZM208 37V38H207ZM20 38V39H19ZM156 38H158V37H155V40H156ZM220 38H221V40H220ZM159 39V38H158ZM157 39V40H158ZM167 39V38H166ZM165 39V40H166ZM141 40L142 39H138V41H140L139 43H136V41L134 42V41H129L127 44H126V47H125V51L126 52H129V51H133V50H135L134 49V46L136 47V49H138L139 47L141 48V45L142 46H144V49H149V47L146 45L148 42H150V41H148V40H145V39H143L142 41L143 42H145L144 43V45L143 44H141ZM145 40V41H144ZM137 41V42H138ZM142 42V43H143ZM203 42V41H202ZM27 43V44H26ZM35 43H36V45H35ZM57 43H58V45H57ZM129 43H130V45H129ZM133 43H136V44H133ZM138 44H139V46H138ZM184 44V45H183ZM185 44H187V43H181V47H178L179 49H178V51H180V50H182V51H184V50H186L187 48V45H185ZM200 44V43H199ZM199 44H197V45H199ZM12 45V46H11ZM66 45V46H65ZM146 45V46H145ZM170 45H173V44H170ZM197 45H195V47L197 46ZM7 46H9V47H7ZM127 46H129V47H127ZM133 46V47H132ZM176 46H179V45H176ZM176 46H174V48L172 47V46H169L168 45V51H175V50H173V49H176L175 47ZM20 47V48H19ZM45 47H47V48H45ZM49 47V48H48ZM146 47H148V48H146ZM198 47V46H197ZM42 48V49H43ZM50 48H56L55 50L53 49V50H51ZM132 48V49H131ZM12 49V50H11ZM64 49H63V51H64ZM127 49V50H126ZM61 50V49H60ZM112 51H114V52H112ZM147 51H149V50H147ZM155 51V50H154ZM115 52H117V51H115V49H111V50H109L105 55H103L104 56V58H103V60L101 61V62H98V64L99 63H101V64H99V65H102V66H99L100 67V69H94L93 68V64L94 63H97V62H94L93 64H92V62L91 63H89V64H87L88 65V69H89V72H88V69L86 70L85 68H86V66L87 65H85V68L83 69V70H85V71H82L83 73H84V77H86V80H88L89 78L90 79H92V80H99L98 78H100V80L103 78H106V77H109V78H112V76L114 77L115 75V73L113 74L111 71L112 70H114V69H116V68H114L115 67V65L114 64H116V63H114V62H116L117 60H116V57H114L113 55H114V53ZM112 53H113V55H112ZM142 53H143V55H142ZM146 53V52H145ZM107 54H111V57L110 56H108ZM115 54H117V53H115ZM136 55H132L133 57H135L134 59H136V57L137 56H143L144 57V55H146L144 58L142 57V60H141V57H140V60L139 59H136V60H134V61H132V63L133 62H135V64H136V66H138L139 64V67L141 66V64H144V65H148V64H151L153 61L154 62H159L158 61V57L160 58L161 56H157V55H155V57L153 56H151L152 57V59H151V57L149 56V55H147V53L146 54H144V52L142 51V52H138V53H135ZM138 54V55H137ZM141 54V55H140ZM107 55V56H106ZM164 54H162V56H163ZM106 56V57H105ZM116 56V55H115ZM132 56H130V58H129V60H133V57ZM147 56H148V58H147ZM44 57V56H43ZM109 57L111 58V61H109L108 59H109ZM112 57H114L115 59H112ZM118 57V56H117ZM139 57H137V58H139ZM150 58V59H149ZM156 58H157V60H156ZM104 59H105V63H104ZM144 59H145V61H144ZM147 59L149 60V61H147ZM162 59V58H161ZM262 59V60H261ZM5 60V61H4ZM52 61H53V57H52V59H51ZM116 60V61H115ZM128 59H126V63L129 61ZM153 60V61H152ZM156 60V61H155ZM160 60V59H159ZM257 60H260V61H262L261 62V64H259L256 68L258 69L259 68V70H255V67L254 68H252V70H251V68L249 69V70H247V69H244V70H246L247 72H248V74H246V76H245V72L246 71H243V77L244 78H242L243 80H240L241 82V84H239V85H237V83H236V79H232V78H228L227 79V84L228 85H225V86H223V87H218L217 89L218 90H220V92L219 91H216V92H214L213 91V94L211 93V98L210 99H208V106H197L196 104H194L193 103V101L192 102H189V101H187L186 103H188V104H190V105H188V104H185V103H180V101H179V98L178 97H176V98H174L173 100H171V102L172 101H174L173 103H171V102H169V105L171 106V105H176L175 107L176 108H180V110H182V108L181 107H183V105H184V107L186 106L188 109L187 110H185L186 109V107L182 110L184 113H183V115H185V116H187L188 117V119H184V116H182L183 117V119H182V117L179 115L178 117H176V118H178V119H174V118H172V117H170L169 119H171V121H176V122H181V123H184L189 129H192V130H195V129H199V130H204L205 129V131H207V130H209L208 132H212L211 134H214V139H212L211 137L209 138L210 139V141H209V143H207V144H204V146H206L205 148H204V150H203V152H202V154H200V156H196V153H194V152H187V153H185V154H179V153H177V155L175 154V156L173 155H171L169 152H163V151H159L158 152V161H160V163H163V167H164V170L165 169H170V170H172V171H170V173H172L173 175H174V172L175 171H177V173H181V172H184V173H186L185 175H189L188 173H190L191 172V174H193V176H197V178H198V181H202L201 183L200 182H198L197 180H196V182H198V184H201V186H199V187H201V190H202V187H203V190L206 192V195H207V192H208V197L207 196H205L207 199H209V198H211V200L209 199V201H207V199L206 200H203V198H201L200 196H196V195H193L192 196V201H191V204H187L188 202H190V201H186V197H185V199H184V196L183 195H180L181 193L180 192H178V190L177 191H175L174 193H178L177 194V196H176V194H172V196L171 195H169V196H171V197H169V196H167V198L169 199H164V198H162L163 200H165V201H167V202H169L172 206L170 207L171 209L169 210V212L168 211H164L165 213H163V210H162V208H164L163 206V204H162V202H161V199L160 198H158V199H156L157 197L156 196H154V194H153V196L152 195H150V197H153V198H155V199H151L149 196L148 197H143V195H140V198H144L143 200H145L148 204H146V202L144 201V202H141L140 201V198H136V200H135V198H134V204L132 203L133 201H131V200H129L128 199V201H130L133 205H132V207H131V209L129 208V212H127L128 211V207H129V203L130 202H128V203H126L127 205H125V203H124V199H125V202H127L126 201V197L125 196H123V198L121 197L120 198V196L119 195H121V194H119V192H117V191H114L113 192V194L111 193L110 195L111 196H113V197H111L110 198V201H108L109 199V197H107V199L106 198H102L101 199V197H97V196H95V197H91V199H93V200H95V202L92 200V201H89V203L87 202V204H86V202H85V204L87 205H81V204H84V202L83 203H79L78 204V208L81 206V207H83L84 206V208H83V210H86V209H89L90 210V212L92 211V213H90L89 212V210H88V218H91V214H92V216L93 215H95V216H93L92 217V219H90V220H95L96 218H98L97 216L99 215V217H101V218H103V220H102V222L103 223H101L100 225H111L112 224V222H113V224L114 223H117V222H119V223H121L122 224V226H124V228L126 229V230H128L126 233H128V234H125L126 235V237H128V238H126V243L129 245V243H131L129 246L127 245V244H124V242H112V243H109L110 241H108V240H106L108 243V245L107 244H104L105 243V241H104V239L103 240H101V242H93L94 244H92V246H95V247H91L90 245V248H94V249H96V251H97V254L99 255L100 253H102V251H103V254L104 253H106V252H108L109 250V252H108V257H110V255H111V257H110V259L111 258H113V260L115 261H118V260H128L129 259V261H127L126 260V263L127 264H142V261H141V259L142 260H146V261H148V263L146 262H144L143 264H149L150 262H151V264H159V263H164L165 261H166V264H187V263H189V262H192V263H194V262H196V264H201L200 263V261H206V262H208L209 264H264V233H263V230H264V196H262L261 198H257V199H255V202H257V203H251L250 205H254V207H253V212H251V214H249L248 212H247V209L248 208H246V207H248L249 205L248 204H246L245 203V206L242 204L243 202H240L241 200H240V197L239 196H241V195H243L244 194V196H243V198L245 197V195H246V193L248 192L249 194H253L254 192H256V194H259V193H264V192H262V191H264V56L262 55V56H258V59ZM44 61H46V62H44V63H46V65H48V67L50 68V67H53L52 66V64H47V60H46V58L44 59ZM73 61V60H72ZM71 61V62H72ZM109 61V63H107V62ZM113 61V62H112ZM138 61V62H137ZM251 61H253V60H251ZM118 62V61H117ZM130 62V61H129ZM148 62V63H147ZM150 62V63H149ZM5 65H4V64ZM66 63V62H65ZM64 63V66L66 67V68H64V72H66L65 73V77H66V81L65 82H63V83H58V81H57V78L55 77V71H54V69L52 70L51 68L49 69V68H47L46 69V71H45V69H44V71H43V74H44V76L42 77V79H38L36 82H32V83H30V85H28V86H26V93H30V92H33V93H36L38 90V92H40L41 90H42V94H41V97L40 96H38V99H35V101H34V103H32V104H30V105H32V106H30L29 108H28V111H26L25 113H22V115H12V117H6V118H8L7 120H6V118H4V119H1V117H0V120H2V121H0V140L1 141H4V139H7L8 137H6L7 135H9V134H7V133H5V131H3L5 128H3V127H5L6 125H7V127L9 126L8 124H5V123H11V122H13V121H15L16 119H22V118H25L28 114L30 115V114H32L33 116H36V115H40V114H42V113H45V112H47V110H45V109H39L38 107L41 105V104H45V103H53V104H56V103H58V101H61V99H68V98H70L71 96L69 95V94H71L72 95V91H74L75 89L76 90H80V88L81 89H83L82 87H84V86H82V85H79V84H81V82H84L85 81V78L84 79H82L81 80V82L79 83V81L80 80H78V78L81 76V77H83V73H82V75H81V73L80 74H78V77H77V75H76V72H69L70 70H72V71H74V68L76 67V64L74 65V67H70V66H72V64L70 65L69 63H70V60H68V62L65 64ZM112 65H111V64ZM120 62H118L117 63V69H116V73H123V72H125L126 70L128 71L129 69H131L130 68V65L132 64L131 62L129 63V65H127V64H123V66H121V64L120 65H118ZM146 63V64H145ZM90 64H91V66H90ZM98 64H94V67L96 66V67H98ZM107 64H109V68L111 67H113V65H114V69L112 68V69H106V68H104L105 67V65ZM253 64V63H252ZM70 65V66H69ZM125 65H127V66H125ZM143 65V66H144ZM63 66V67H64ZM104 66V67H103ZM136 66L135 67H133L134 69H139V68H136ZM30 67V66H29ZM29 67H28V70H29ZM69 67V69L70 70H68L67 68ZM98 67V68H99ZM120 67H122V68H120ZM92 68L95 70V72H94V70H92ZM103 68V69H102ZM141 68V67H140ZM105 69V73L104 72H102L103 70ZM262 69V70H261ZM49 70H51V71H49ZM68 72H67V71ZM98 70V71H97ZM48 71V72H47ZM54 71V72H53ZM100 71V72H99ZM115 71V70H114ZM119 71V72H118ZM121 71V72H120ZM152 71V70H151ZM249 71H253L251 74L249 73ZM53 72V73H52ZM87 72H88V74H87ZM91 72H92V76H91ZM99 72V73H98ZM108 72V73H107ZM109 72H111V73H109ZM155 72V70L154 71H152V74ZM246 72V73H247ZM51 73V74H50ZM68 73V74H67ZM71 73H75V76H74V74L73 75H71ZM93 73H94V75H93ZM100 74V76L99 75H95V74ZM105 75H104V74ZM85 74H87V76L85 75ZM89 74H90V77H89ZM106 74H108V75H106ZM109 74H112V76L111 75H109ZM148 74H151V72H149ZM256 74V75H255ZM69 75V76H68ZM71 75V76H70ZM101 75H104V76H102L101 77ZM263 75V76H262ZM73 76H74V78L76 79L77 78V81H75L74 79H73ZM106 76V77H105ZM249 76V77H248ZM47 77H48V79H47ZM50 77V78H49ZM81 77H80V79H81ZM71 78V79H70ZM88 78V79H87ZM45 79V80H44ZM230 79L232 80L231 82H230ZM44 80V81H43ZM74 82H73V81ZM84 80V81H83ZM233 81H235V82H233ZM42 82V83H41ZM68 83V84H67ZM77 83V84H76ZM231 83H233V85L231 84ZM234 83H236V85L234 84ZM248 83V84H247ZM54 84V85H53ZM64 84V85H63ZM72 84V85H71ZM75 84V85H74ZM245 86H244V85ZM251 84V85H250ZM37 85V86H36ZM70 85V86H69ZM32 86H34V87H32ZM66 86V87H65ZM234 87V89H238L239 88V90L241 91V92H245V94H246V96H245V94H244V96L242 95V98L240 99V101L242 102H239V101H237V100H235L234 101V99H233V97H232V92H231V89H230V87ZM237 86V87H236ZM80 87V88H79ZM217 87V86H216ZM216 87H215V85H214V88L216 89ZM240 87H241V89H240ZM245 87H247V88H245ZM252 87V88H251ZM256 87V88H255ZM38 90H37V89ZM62 88V89H61ZM70 88V89H69ZM85 88V87H84ZM92 88H95V86L94 87H92ZM188 88H190V87H188ZM224 88H225V90H224ZM249 88V89H248ZM212 89V88H211ZM233 88H232V90H234ZM246 89V90H245ZM72 90V91H71ZM188 91V94L189 93H191L192 95L194 94V92H196V89H195V87H191V89H187ZM194 90V91H193ZM244 90V91H243ZM29 91V92H28ZM36 91V92H35ZM70 91H71V93H70ZM63 92V93H62ZM199 92V91H198ZM228 92V93H227ZM249 94H247V93ZM253 92V93H252ZM200 93H201V91H200ZM202 93H203V91H202ZM201 93V94H202ZM229 93H230V95H229ZM58 94V95H57ZM190 94V95H191ZM204 94L206 95L205 97L206 98H208V97H210L209 96V94L207 93L206 94V92H204ZM204 94H202V96L204 95ZM255 94V95H254ZM43 95V96H42ZM219 95V96H218ZM248 95V96H247ZM208 96V97H207ZM214 96V97H213ZM251 96V97H250ZM255 96V97H254ZM200 98H205V97H201V95L199 96ZM216 97H219V98H217V99H215ZM231 97V98H230ZM205 98V99H206ZM222 98V99H221ZM22 98H20V100H21ZM213 101H212V100ZM219 99V100H218ZM231 101H229V100ZM244 99V100H243ZM56 100H58L57 102H56ZM194 100L195 101H197L198 99L197 98H194ZM215 100V101H214ZM218 100V101H217ZM221 100V101H220ZM223 100V101H222ZM178 101H179V103H178ZM220 101V102H219ZM233 101V102H232ZM197 102H200L199 100L197 101ZM243 102H244V104H243ZM193 103V104H192ZM212 103V104H211ZM226 103V104H225ZM230 103V104H229ZM234 103V104H233ZM237 103V104H236ZM177 104H179V105H177ZM211 104V105H210ZM214 104V105H213ZM223 104V105H222ZM225 104V105H224ZM232 104V105H231ZM239 104L241 105V106H239ZM250 104V105H249ZM115 105H117V106H115ZM182 105V106H181ZM231 105V106H230ZM115 106V107H114ZM123 106V105H122ZM121 105H119L118 106V104L116 103V104H113V108H112V105L110 106L111 108H109L108 107V109H105V112H104V110H103V112L101 111V113H93V115H92V113L90 114V116H88L87 115V117H84V118H80V119H77L75 122L76 123H78V124H76L74 121H67V123L66 124H68V123H70L71 124V122L73 123V124H68V125H65V129L66 130H68L67 132L69 133L68 134V136L69 135H71V133L73 134L77 129H79L80 127L81 128H84V127H86L87 125H93L94 123H96V122H98V120L99 119H101L102 118V120L104 119V117L105 116H109L110 118L111 117H113L114 118V116L116 115V116H120L121 114H124V112H125V109L122 107ZM169 106V107H170ZM179 106V107H178ZM181 106V107H180ZM209 106H210V108H209ZM223 106V107H222ZM234 106V107H233ZM244 106V107H243ZM220 107V108H219ZM228 107V108H227ZM236 107H238V109H242V110H245V113H244V111H242L243 113H241V112H235L234 114H232L231 112H233V110L232 109H234V108H236ZM117 108V109H116ZM215 108H219V109H222V110H217V112H220V113H222L221 111H223V113L222 114H220V113H218V114H216L217 112H215L216 111V109ZM121 109H123V110H121ZM215 111H214V110ZM224 109V110H223ZM41 110V111H40ZM44 110V111H43ZM106 110H108V111H106ZM126 110L128 111V110H130V109H127L126 108ZM191 110V111H190ZM213 111V112H211V111ZM226 110V111H225ZM232 110V111H231ZM247 110V111H246ZM258 110V111H257ZM116 111V112H115ZM119 111H120V113H119ZM206 111V112H205ZM261 111V112H260ZM192 112V113H191ZM208 112V113H207ZM215 112V113H214ZM227 114H226V113ZM27 113V114H26ZM186 113V114H185ZM203 113H205V114H203ZM237 113V115H235ZM239 113H241V114H239ZM251 113V114H250ZM12 114H13V112H12ZM96 114V116H94ZM108 114V115H107ZM192 114V115H191ZM231 114V115H230ZM102 115H105V116H103L102 117ZM238 115H239V117H241V120H240V118H238ZM101 118H100V117ZM126 116V115H125ZM125 116H123L122 115V117H125ZM128 116V115H127ZM126 116V117H127ZM92 117V119H90ZM121 117V116H120ZM179 117H180V119H179ZM187 117H185V118H187ZM190 117H191V119H190ZM224 117H225V119H224ZM231 117V118H230ZM234 117V118H233ZM3 118V117H2ZM85 118H86V121H85ZM117 118H119V117H117ZM205 119V122L206 123H202V121H204L203 119ZM218 120H216V119ZM220 118L221 119H223V121H222V125L221 126H218V124L217 123H220L221 122V120H220ZM238 118V119H237ZM83 119V120H82ZM95 119V120H94ZM97 119V120H96ZM115 119H116V117H115ZM201 119H202V121H201ZM213 119V120H212ZM227 119L229 120V121H231V123L229 122V121H227ZM231 119V120H230ZM237 119V120H236ZM4 120H6V121H4ZM38 119H36V121H37ZM40 120V121H39ZM37 122L35 121L32 125H34L35 127H38V123H39V128H40V126L42 127V126H44L45 124L43 123L42 124V122H41V119H39ZM177 120H179V121H177ZM181 120V121H180ZM224 120L226 121V123L228 122V124H226L225 122H224ZM236 120V121H235ZM84 122L85 124L83 125V123H81V122ZM94 121V122H93ZM100 121V120H99ZM209 121V122H208ZM213 121V122H212ZM169 122V121H168ZM168 122H167V124H168ZM235 122V123H234ZM240 123V125H239V123ZM2 123V124H1ZM86 123H87V125H86ZM92 123V124H91ZM201 125H200V124ZM207 123H208V125L209 124H211V125H207ZM232 123H233V125H232ZM243 123V124H242ZM4 124V125H3ZM37 124V125H36ZM75 124V125H74ZM79 124H82L81 126L79 125ZM169 124H170V122H169ZM196 124V125H195ZM213 124V125H212ZM217 124V125H216ZM230 124V125H229ZM237 124V125H236ZM1 125H3L2 127H1ZM70 125V126H69ZM76 125H79V126H76ZM235 125V126H234ZM46 127H47V125H45ZM44 126V127H45ZM75 126V127H74ZM192 126V127H191ZM216 126V127H215ZM226 128H225V127ZM239 126V127H238ZM49 127V126H48ZM68 127V128H67ZM79 127V128H78ZM203 127V128H202ZM221 127V128H220ZM238 127V128H237ZM60 128V127H59ZM58 127H56V128H54L56 131V133L58 132V134L61 132V130L60 129H62V128H60L59 129ZM63 128V132L64 133H66V135H67V132H66V130ZM76 128V129H75ZM207 128V129H206ZM220 128V129H219ZM224 128V129H223ZM229 128V129H228ZM53 127H51L50 128V130H51V132H53ZM59 129V130H58ZM231 129V131H229ZM2 130V131H1ZM228 130V131H227ZM235 131V132H234ZM71 132V133H70ZM223 132V133H222ZM62 133V132H61ZM61 133H60V135H61ZM166 133V132H165ZM7 134V135H6ZM53 135V137H55V136H57L56 134H53V133H50V135ZM63 134V133H62ZM226 134V135H225ZM6 135V136H5ZM30 134H28V136H29ZM64 135V134H63ZM63 135H61V136H59V138L61 137V138H63L64 139V141H63V143H64V145H62V147L64 148V150L63 149H61V145H57V143L55 142L54 143V141H61L62 142V140H61V138H60V140H59V138H57V140H56V138H54V139H51V140H49V141H52V144H51V142L49 143V141H47L45 138V140H43V142L46 144L47 143V150H46V148L43 146V142H42V139L41 138H36L37 140H35V139H32V140H27V135L25 136V140H22V139H24V137L20 140V139H16V140H11V141H13V142H11V145L13 146H17V145H19V149L17 148V147H15L16 149H18V151H21V153H22V151H23V148H26L28 145H29V148H30V146L32 147H34V145H37L36 147H38L39 145V150H38V154H37V151H33L32 150V148H30L31 149V151L29 150H25V152H32V153H35V154H33V155H36L37 154V156H45V159H44V157H43V160L39 157L38 159H40V160H42V162L41 163H38L40 160H38V161H36V162H34L35 163V165H36V167H34V168H30V167H27L28 169V177L26 176L25 177V179L23 180V182L25 183V185H26V183H27V181L30 179L31 180V183H29V181H28V183H27V185H29L31 188H32V186H33V188H34V183L35 182H32V180L34 179V177H35V175L33 174V173H35V174H38L37 172H41L42 173V177H38V176H36V183H35V187H37L36 188V190H34V191H36L37 192V194L38 193H41L42 195H43V193H44V195H43V197H41L42 195L41 194H36L37 196H39V197H36V196H34V197H31V196H25V192L23 191V189H25V190H27V189H31L30 187H25L24 185H22L23 186V188L21 187V188H18V189H20V193L18 192L19 190H17V189H15V188H13V189H11L10 191L13 193V195H12V193L10 192V191H8V190H4V191H7V193L6 192H4V193H6V194H4L3 192V194L2 193H0V216H3V217H6V216H10V217H27V218H31V219H34L35 220V222H37V221H42V222H48V221H50V219H51V216H53L56 220H58L59 218L57 217L56 218V216H58L54 211H52L51 212V210L50 211H47V210H45V211H47V212H49V213H51L50 215H49V213H47V212H42V211H44V209H40V210H42L41 211V213H42V216H35L34 217V215H33V212L31 211V209H30V207H32V206H36V205H42V206H45L44 208H46V204H53L55 201V203L54 204H56L57 203V201L59 200V199H61V198H58L57 199V197H55V190H56V186L57 185H54L55 184V178H54V176L51 174V173H54L55 172V170H57L56 172H58V169H59V165H56L57 163H59V164H61L60 166H64L65 164V166H67V168L69 167V168H71V169H67L65 166H64V168L65 169H67V170H65V171H68V170H73L74 168L73 167H75V165H76V167H77V162H78V160L79 159H81V157L83 158L84 156H82L81 154H79V155H76V154H67V151L65 150V149H67L68 150V148L70 147L69 146V143H71V141L73 140L72 138H71V136H69V138H70V140H69V138H67V139H65L64 137L66 136H64L63 137ZM162 136H160L159 138H161V139H165V140H170V141H174V140H176L173 136H171L170 134L169 135H164V133H162L161 134ZM218 136V138H215V137H217ZM223 136V137H222ZM227 136H229V137H227ZM235 136V137H234ZM52 137V138H53ZM29 139H30V137H28ZM49 138H51V136L49 137ZM219 138H221L220 140H219ZM217 139V140H216ZM226 139V141L227 142H224V140ZM65 140H67V141H65ZM216 140V141H215ZM229 140V141H228ZM39 141V142H38ZM45 141H47V142H45ZM214 141V142H213ZM222 141V142H221ZM15 142V143H14ZM23 142V143H22ZM24 142H26V143H24ZM60 142V143H61ZM67 142V143H66ZM211 142V143H210ZM225 144H224V143ZM231 143L232 144V146H231V144H229V143ZM242 142V143H241ZM16 143H17V145H16ZM28 143V144H27ZM32 145H31V144ZM34 143V144H33ZM51 144V148L52 149H55L54 147H57V149H55L54 151H55V153L51 150V148H50V145L49 144ZM59 142H58V144H60ZM222 144V146H221V144ZM236 143V144H235ZM250 143V144H249ZM20 144H21V146H20ZM44 144V145H45ZM57 145V146H54V145ZM217 144H219V145H217ZM49 145V146H48ZM229 145L231 146V147H229ZM13 146V147H14ZM46 146V145H45ZM66 146L68 147V148H66ZM71 146H73V144H71ZM203 146V147H204ZM209 146H211L210 148H209ZM36 147H34L35 149H36ZM225 147V148H224ZM226 147H227V149H226ZM28 148V147H27ZM28 148V149H29ZM45 148V149H44ZM49 148V149H48ZM71 148V147H70ZM70 148H69V150H70ZM208 148V150H211V148H212V150L213 151H218V149L219 150H221V151H219L218 153L216 152V153H213V154H209V153H207V151L208 150H206ZM224 148V149H223ZM230 149V151H231V153H230V151H229V149ZM21 149V150H20ZM59 149H61V151H59L58 152V154H56L57 153V150H59ZM227 151H226V150ZM232 149V150H231ZM41 150V151H40ZM51 150L52 152H49V151ZM225 150V151H224ZM233 151V152H232ZM25 152H23V155L24 154H29L28 152L27 153H25ZM44 152V153H43ZM65 152V153H64ZM221 152V153H220ZM47 153V154H46ZM49 153H52V154H49ZM60 153V154H59ZM88 153V152H87ZM86 153V154H87ZM89 153H91L90 151H89ZM136 152H134V154H135ZM138 153H139V151H137V156H138ZM146 153V152H145ZM145 153H142V154H140V155H143V154H145ZM204 153V154H203ZM53 154H55L56 156H55V158H54V155ZM84 154L86 157H89V155H90V157H92L91 155L92 154ZM194 154V155H193ZM52 155V156H51ZM64 155V156H63ZM136 155V154H135ZM209 156V157H206V156ZM36 156V157H37ZM58 156V157H57ZM66 156V157H65ZM69 156H70V158H69ZM73 158H72V157ZM80 156V157H79ZM106 156H108V155H106ZM105 155H103V158L105 157V158H107ZM128 156V155H127ZM163 156H165V157H163ZM190 156V157H189ZM35 156H32L31 158H33L34 160H37V158L35 157ZM130 157V158H129ZM150 157V156H149ZM148 157V158H149ZM204 157H206V158H204ZM218 157V158H217ZM46 158L48 159V160H46ZM67 158L69 159V160H67ZM74 158H75V160H74ZM128 160H133L134 158H135V156H128V157H126ZM155 158L156 157H154V156H151L150 157V159H152V160H155ZM183 158V159H182ZM222 158V159H221ZM64 159H66L65 161H66V163H64V164H62L63 162H64ZM72 159V160H71ZM224 159L226 160V161H224ZM44 160H46V161H49L48 163L47 162H45ZM58 160V161H57ZM77 160V161H76ZM151 160V161H152ZM176 160V161H175ZM201 160V161H200ZM206 160V161H205ZM45 163H44V162ZM53 161V162H52ZM62 163H61V162ZM67 161L69 162V163H73L74 161H76V162H74L73 164H72V166L73 167H71V164L68 166V163H67ZM178 161V162H177ZM203 161V162H202ZM54 163V164H52V166L54 167V166H57V167H50V163ZM171 162V163H170ZM36 163H38L39 165H37ZM42 163L44 164V165H47V166H49V168L47 167V166H44V165H42ZM77 163V164H76ZM170 163V164H169ZM205 163V164H204ZM218 163V164H217ZM50 164V165H49ZM184 164V165H183ZM166 167H165V166ZM186 165V166H185ZM211 165V166H210ZM62 166V167H63ZM239 166V167H238ZM41 167V171H39L40 168ZM43 167V168H42ZM45 167H47V169H49V170H53V172H52V170H51V172H49L50 174L49 175H47V170H45ZM162 167V168H163ZM217 167V168H216ZM29 168H30V170L31 171H29ZM36 168H37V170H36ZM51 168V169H50ZM55 168H58V169H55ZM61 168V167H60ZM73 168V169H72ZM233 168V169H232ZM14 169V168H13ZM32 169H33V172H32ZM43 169H44V171L45 172H43ZM55 169V170H54ZM62 169V168H61ZM27 170H26V175H27ZM48 170V171H49ZM64 170V169H63ZM102 170H103V172H104V174H105V172L107 171L108 172V168L107 169H105L104 170V167L102 168ZM101 170V171H102ZM34 171H36V172H34ZM203 171V172H202ZM29 172H31L30 173V175H32V176H34V177H32V176H29ZM102 172V173H103ZM106 172V173H107ZM217 172V173H216ZM45 173V177H44V174ZM123 173H128L125 177L126 178H128V180L126 179V178H124L125 180H127V182L129 181V182H132V180H131V178L133 177L131 174V176L129 175V172H123ZM219 173H220V176H221V178H224V180L223 179H221L220 178V176H219ZM57 174V173H56ZM91 174V173H90ZM165 174V173H164ZM163 173L161 174V175H164ZM181 174H183V173H181ZM237 174V175H236ZM46 175H47V178H46ZM52 175V177H49L48 178V176H51ZM54 175H55V173H54ZM199 175V176H198ZM203 175V176H202ZM222 175H225V176H223L222 177ZM91 176H93V175H91ZM96 176V175H95ZM128 176V177H127ZM156 176H157V174H156ZM164 176H166V174L164 175ZM191 176V175H190ZM207 176V177H206ZM218 176V177H217ZM30 177V178H29ZM40 178H42L41 180H42V182H44V178H45V181H47L48 182V180L51 178V179H53L54 180V184H52V186L50 185V189H49V187H48V185H49V183L50 182H46L45 184L47 185V188L49 189H47V190H44V189H46V185L45 184H42L45 188L42 190V188L41 187H43L42 185H41V181H39V179ZM44 177V178H43ZM94 177V176H93ZM216 177V178H215ZM26 178L28 179V180H26ZM31 178H33V179H31ZM147 178V177H146ZM146 178H142V180L143 179H146ZM201 178H205L207 181H204V180H199V179H201ZM226 178V179H225ZM46 179H48V180H46ZM53 180H49V181H51V183H52V181ZM220 180V181H219ZM228 180V181H227ZM33 181H35V180H33ZM38 181H39V183H38ZM147 181V180H146ZM145 180H143V181H141L142 182V184H140V186L139 187H144V185L145 184H147V185H145L146 187H148V188H150L149 186L151 185L152 186V188H159V186L156 184V182L154 181V180H151V182H149L150 180H148L147 182H146ZM223 181H225V183H223ZM257 183H256V182ZM195 182V183H196ZM228 182H230V183H228ZM262 182V183H261ZM32 183H33V185H32ZM38 183V184H37ZM133 183V182H132ZM205 183V184H204ZM218 183V184H217ZM222 183V185H220ZM31 184V185H30ZM148 184H149V186H148ZM155 186H154V185ZM202 184H204V185H206L207 184V188H208V190L205 188L204 189V186L202 185ZM229 184V185H228ZM240 184V185H239ZM242 184V185H241ZM249 184V185H248ZM262 184V185H261ZM21 185H19V186H21ZM40 185V186H39ZM126 185H128L127 187H132L133 188V186H131V184H126ZM130 185V186H129ZM220 185V186H219ZM247 185V186H246ZM259 185V186H258ZM154 186V187H153ZM230 186V187H229ZM233 186V187H232ZM241 186V187H240ZM249 186V187H248ZM51 187H53L52 189L53 190H51ZM198 187V188H199ZM216 187L218 188V189H216ZM235 187V188H234ZM253 187V188H252ZM255 187V188H254ZM33 188L31 189V190H33ZM40 188V189H39ZM151 188V189H152ZM225 188V190H223V189ZM227 188V189H226ZM245 188H246V193L244 192V190H245ZM35 189V188H34ZM137 189H141V188H137ZM175 189H178V188H175ZM209 189H211V190H209ZM239 189H240V191H239ZM258 189H260V190H258ZM263 189V190H262ZM13 190V191H12ZM50 190H51V192H50ZM221 191L222 192V190H223V194L221 195H219V191ZM233 190V191H232ZM238 190V191H237ZM248 190V191H247ZM254 190V191H253ZM15 191H17L18 192V194H17V192H15ZM41 191V192H40ZM42 191H43V193H42ZM45 191L47 192L48 191V193H51L50 195L49 194H46L45 193ZM57 191V190H56ZM156 191H159V190H156ZM210 191V192H209ZM232 191V192H231ZM251 191H253V193H251ZM1 192V191H0ZM8 192H10V193H8ZM24 192V193H23ZM52 192H54V193H52ZM155 192V191H154ZM56 193H58V192H56ZM156 193V192H155ZM159 193H160V191H159ZM161 193H163V192H161ZM160 193V194H161ZM180 193V194H179ZM218 195H217V194ZM232 193V194H231ZM235 193V194H234ZM247 193V194H248ZM10 196H9V195ZM15 194V195H14ZM16 194H17V196H16ZM116 194V195H115ZM118 194V195H117ZM157 194H158V192H157ZM156 194V195H157ZM210 194H211V197H209L210 196ZM241 194V195H240ZM255 194V193H254ZM3 195H5L4 197H3ZM53 195V196H52ZM216 195V196H215ZM9 196V197H8ZM12 196H16L15 198L14 197H12ZM19 196V197H18ZM45 196V197H44ZM51 196V197H50ZM119 197L118 198V200L119 199H121V201H122V203L120 202V200L118 201L117 200V198H116V200H115V197ZM122 196V195H121ZM142 196V197H141ZM182 196V197H181ZM236 196V197H235ZM1 197H2V199H1ZM8 197V198H7ZM13 199H15V200H12V198ZM51 199H50V198ZM53 197V198H52ZM125 197V198H124ZM201 199H200V198ZM219 197V198H218ZM222 197H224V198H222ZM228 197H229V200H227L228 199ZM35 198H43V199H35ZM50 200H48V199ZM177 198V199H176ZM214 198H215V200H214ZM221 198V199H220ZM6 199V200H5ZM35 199V200H34ZM90 199V200H91ZM183 199V200H182ZM233 199H235V200H233ZM2 200V201H1ZM4 200H5V202H4ZM10 200H12V203H10L11 201ZM18 200V201H17ZM38 200V201H37ZM47 200H48V202H47ZM53 200V201H52ZM111 200H115L116 202L118 201V203H116L115 201V203H113ZM142 200V199H141ZM148 200V201H147ZM176 200V201H175ZM181 200V201H180ZM224 201L225 200V202L227 203L228 202V204H229V201H231L232 203H233V205H234V203L236 204L237 203V201H238V203L236 204V206L237 205H239L238 207H242L241 208V210L240 211H238L239 209L238 208H236V207H234V208H236V209H234L232 206V203H231V205H228V209L230 210V208H232V209H234V210H230V211H228V209L227 208H225L226 206L225 205H223V204H220V202L219 201ZM8 203H7V202ZM15 201V202H14ZM26 201V202H25ZM51 201H52V203H51ZM62 201H63V199H62ZM139 201V202H138ZM159 201H160V203H159ZM174 202V203H172V202ZM182 201H183V203H182ZM202 201V202H201ZM205 201V202H204ZM39 202V203H38ZM154 202V203H153ZM157 202V203H156ZM179 202V203H178ZM185 202V203H184ZM259 202V203H258ZM135 203H137V204H135ZM206 203V204H205ZM208 203V204H207ZM14 204V205H13ZM89 204V205H88ZM152 204V205H151ZM160 204V205H159ZM198 204V205H197ZM205 204V205H204ZM217 204V205H216ZM261 204V205H260ZM125 205V206H124ZM138 206V208H137V206ZM151 205V206H150ZM183 205V206H182ZM11 206V207H10ZM14 206V208H12ZM41 206V207H42ZM48 206V205H47ZM85 206H86V209H85ZM89 206H90V208H89ZM96 206H97V208H96ZM122 206L124 207V208H126L127 207V210H125V212H124V210H122L123 212H121V210H120V208H122ZM131 206V205H130ZM133 206H136V207H133ZM141 206V207H140ZM150 206V207H149ZM161 208H159V207ZM202 206V207H201ZM229 206H230V208H229ZM5 207V208H4ZM9 207V208H8ZM25 207V208H24ZM26 207L28 208V209H26ZM101 207V208H100ZM146 207H148V209L146 208ZM154 207V208H153ZM182 207V208H181ZM204 207V208H203ZM2 208V209H1ZM12 208V209H11ZM93 208V209H92ZM100 208V209H99ZM133 208V209H132ZM134 208H136L137 209V211H136V209L134 210ZM184 208V209H183ZM201 208V209H200ZM246 208V209H245ZM11 211H9V210ZM82 209V208H81ZM81 209L79 208L78 210H80V212H78L77 211V209L76 210H74V214L72 213V211H69V213H68V215L70 216V218L72 217L73 219H75V220H77V221H80V219L79 218H85V217H87L86 215L87 214H85L84 212H83V210H82V212H83V214L82 215H84V216H78V215H80V213H82L81 212ZM103 209V210H102ZM159 209V210H158ZM242 209H245L244 211H246V213L245 214H249V216H250V218H252L253 220L255 219V221H253L252 219H250L249 218V216L248 217H246L247 215H245L244 213H242L241 211H242ZM256 209V210H255ZM3 210V211H2ZM134 210V211H133ZM138 210H139V212H138ZM149 210H151V211H149ZM160 210H162V211H160ZM174 210V211H173ZM178 210V211H177ZM227 210V211H226ZM237 210V211H236ZM252 210H250V209H248V211L250 212V211H252ZM255 210V211H254ZM4 211H9L8 213L9 214H7V212H5L4 214H3V212ZM14 211V212H13ZM17 211H19L18 212V214L19 215H17ZM130 211H133V212H135L136 213V215H138V218H137V216H135L134 215V213L132 214V212H130ZM159 211V212H158ZM231 211H233V212H236V214H234V213H232ZM13 212V214L15 213L16 215H11L10 213H12ZM53 212H54V214H56V215H52L53 214ZM137 212H138V214H137ZM154 212H155V214L156 213H159V214H156V216L158 215H160V217L159 218H161L162 219V221H161V219H157V217H155V219H157L158 220V222L159 221H161L162 223H158L154 218H153V216H155V214H154ZM168 212V213H167ZM226 212H228V213H226ZM242 213V216H240L241 214L240 213ZM256 214H255V213ZM27 213V214H26ZM47 213V214H46ZM71 213L74 215V217L71 215ZM96 213H97V215H96ZM130 213H131V215H130ZM142 213V214H141ZM153 214V216H152V218L157 222V225L156 224H150L149 226L147 225L146 226V224L147 223H149L148 221H149V219H151V218H149V216H147L148 214ZM5 214H7V215H5ZM30 214V215H29ZM123 214V215H122ZM143 214H146L145 215V217L144 216H141V215H143ZM151 214V215H152ZM166 216H169L170 215V220L169 219H165V215ZM233 214H234V216H233ZM238 214V215H237ZM45 215V216H44ZM46 215L48 216V218H49V220H47L46 219ZM75 215H77L76 217H77V219H76V217H75ZM128 215V216H127ZM135 217H134V216ZM162 215H164V216H162ZM252 215H254L255 216V218H253L252 217ZM175 216H177V217H175ZM224 216H226V219H225V217ZM235 216H237V217H239L240 216V218H235ZM257 216V217H256ZM53 217H52V219H53ZM79 217V218H78ZM122 217V218H121ZM149 219H148V218ZM151 217V216H150ZM163 217V218H162ZM174 217V218H173ZM183 217V218H182ZM192 217V218H191ZM233 217V218H232ZM244 217H246V218H244ZM259 217V218H258ZM84 218H83V220H84ZM109 218V219H108ZM138 220V222L136 221V219ZM167 218H169V217H167ZM173 218V219H172ZM186 218V219H185ZM189 218V219H188ZM207 218H209V219H207ZM243 218H244V220H243ZM248 218L250 219V221L248 220ZM257 218V219H256ZM51 219V220H52ZM146 219H148V221L146 220ZM166 221H165V220ZM230 219H231V221H230ZM232 219H234V220H232ZM235 219L237 220V221H239V223L238 222H236L235 221ZM240 219V220H239ZM54 220V219H53ZM51 221V222H53L54 224H59V225H57V228L58 227H60V223H61V220H59L60 222L58 223V221ZM82 220V219H81ZM120 220H122V221H120ZM124 220V221H123ZM142 220V221H141ZM146 220V221H145ZM247 220L249 221V222H247ZM66 221H69V219H66ZM115 221V222H114ZM165 223H164V222ZM168 221V222H167ZM185 221V222H184ZM234 221V222H233ZM254 223H253V222ZM258 221V222H257ZM260 221H261V225L259 224L258 225V223H260ZM33 223H34V221H32ZM51 222H48V223H51ZM64 221H62V223H63ZM108 224H107V223ZM127 222V223H126ZM147 222V223H146ZM155 222V223H156ZM175 222V223H174ZM201 222V223H200ZM235 222H236V224H235ZM241 222H242V224H241ZM263 222V223H262ZM140 223V224H139ZM145 223V224H144ZM181 226H179L178 224ZM225 223V224H224ZM238 223V224H237ZM252 224V226H251V224ZM45 224V223H44ZM44 224H43V226H44ZM160 224V225H159ZM171 224V225H170ZM204 224V225H203ZM244 224V225H243ZM46 225H47V227H48V229H52L51 227H53L54 225H52V226H49L47 223H46ZM45 225V226H46ZM56 225L54 226V227H56ZM165 225V226H164ZM240 225V226H239ZM246 225H249L248 227H246ZM140 226H142V228H145V229H147L148 231H146L145 229L143 230V229H141V231L140 230H138V228ZM144 226V227H143ZM154 226H156V227H154ZM166 226H167V228H166ZM190 226V227H189ZM193 226V227H192ZM263 226V227H262ZM47 227H45V228H47ZM135 227V228H134ZM136 227H138V228H136ZM149 227V228H148ZM151 227V228H150ZM153 227H154V229H153ZM159 227V228H158ZM163 227H165V230H164V228ZM180 227V228H179ZM224 227H226V228H224ZM131 228V229H130ZM141 228V227H140ZM139 228V229H140ZM158 228V229H157ZM188 228V229H187ZM193 228V229H192ZM135 229V230H134ZM150 229V230H149ZM162 229V230H161ZM260 229V230H259ZM87 230H89L90 232H92V233H95L96 232V230L97 229H94L95 230V232H94V230L92 231V228L91 229H87ZM144 232H143V231ZM176 230H179V231H176ZM146 231V232H145ZM151 231V232H150ZM164 231V232H163ZM90 232H89V234H90ZM98 232H99V230H98ZM162 232V233H161ZM175 232L177 233V234H175ZM210 232V233H209ZM226 232V233H225ZM81 234L80 232H76V234H74L73 236L75 237V239L74 238H72L73 236H71V239H70V236H69V234L68 235H66V236H68L69 237V239L66 237V240L68 241V245L70 244L69 242H71V245L73 244V242L72 241H74L76 244H79V241H77L79 238H80V236H78V238L76 239V235H78V234ZM104 234H106L105 232H103ZM134 233H135V235H134ZM103 235V234H102ZM133 236V237H130V236ZM159 235V236H158ZM179 235V236H178ZM106 236V235H105ZM108 236V235H107ZM140 236V237H139ZM83 237V236H82ZM135 237V238H134ZM145 237V238H144ZM147 237V238H146ZM158 238V239H157ZM74 239V240H73ZM132 241H131V240ZM139 239V240H138ZM173 239H175V240H173ZM182 239V240H181ZM216 240V242H215V240ZM240 239V240H239ZM148 240H149V242H148ZM152 240V241H151ZM166 240V241H165ZM170 240V241H169ZM173 240V241H172ZM129 241V242H128ZM147 241V242H146ZM151 241V242H150ZM158 241V242H157ZM165 241V242H164ZM139 242V243H138ZM161 242V243H160ZM164 242V243H163ZM74 243V244H75ZM169 243V244H168ZM201 243V244H200ZM205 243V244H204ZM73 244V245H74ZM91 244V243H90ZM102 244H104V245H102ZM112 246H111V245ZM115 244V245H114ZM117 244V245H116ZM124 244V245H123ZM219 244V245H218ZM67 245V246H68ZM68 246V247H74V246ZM102 245V247L100 248L99 246H101ZM110 245V246H109ZM114 245V246H113ZM127 245V246H126ZM146 245V246H145ZM152 245V246H151ZM244 245V246H243ZM77 246H79V245H77ZM105 246V247H104ZM117 246H119V247H117ZM120 246H122L121 248H120ZM144 248H143V247ZM257 246V247H256ZM108 247H109V249H108ZM113 247H116V249L114 248H111ZM125 247H128V248H125ZM131 247H133V249L131 248ZM179 247H181V248H179ZM119 248V249H118ZM124 249V251H123V253H121L122 252V250L121 249ZM134 248H136L137 250L136 251H138V253L135 251V249ZM163 248V249H162ZM165 248H168L167 250H169V252L170 253H166V249ZM184 248V249H183ZM205 248V249H204ZM224 248V249H223ZM102 249H104V250H102ZM118 249V250H117ZM130 249H132V250H130ZM138 249H140V250H138ZM201 249V250H200ZM238 251H237V250ZM101 250V252H99ZM108 250V251H107ZM117 250V251H116ZM125 250L127 251V254H131V257H134L135 259H133V258H131V257H129V255H127L126 253H124L125 252ZM129 250H130V253H128L129 252ZM153 250V251H152ZM162 250V251H161ZM164 250V251H163ZM203 250V251H202ZM229 250V251H228ZM104 251H106V252H104ZM118 251H121V252H118ZM175 251H178V253H182V254H179V255H185L184 257H186L187 256V260L188 261H186V258L183 260V257H179L178 256V258H179V261L177 260V262H176V259H177V256L176 255H178ZM180 251V252H179ZM185 251V252H184ZM194 251V252H193ZM250 251V252H249ZM113 252V253H112ZM134 252H136L137 253V255H139L138 257H140V258H138L137 257V255H136V253H134ZM184 252V253H183ZM187 252H190V254L189 255H191V257L188 255V254H186ZM193 252V253H192ZM202 253V255L201 254H199L198 255V253ZM227 252V253H226ZM246 252V253H245ZM249 252V253H248ZM261 252V253H260ZM114 253H115V255H118L119 253V255H121V256H114ZM132 253H134V255L132 256ZM141 253V254H140ZM145 253V254H144ZM173 253H174V255H173ZM195 253L200 257H198L199 259H203L201 256H203V254L204 255H206L207 257H205V258H208V259H206L205 260V258H204V260H197L198 258H195V260L193 261V259H192V257H193V255L192 254H194V257H195ZM125 254V255H124ZM165 254H168L167 256L165 255ZM197 255H196V257H197ZM249 255V256H248ZM254 255V256H253ZM263 255V256H262ZM99 256H101V255H99ZM128 256V257H127ZM170 256H171V258H170ZM189 256V257H188ZM253 256V257H252ZM256 256V257H255ZM257 256H258V258H257ZM115 257H116V259H115ZM137 257V258H136ZM193 257V258H194ZM210 257H212V258H210ZM249 257V258H248ZM143 258H145V259H143ZM160 258V259H159ZM173 258H175V259H173ZM247 258H248V260H247ZM256 258V259H255ZM180 259H181V261H180ZM189 259H190V261H189ZM217 259V260H216ZM242 259V260H241ZM258 259V260H257ZM113 260H111V261H113ZM131 260H132V262H131ZM164 260V261H163ZM167 260H168V262H167ZM183 260V261H182ZM208 260H210V261H208ZM222 262H221V261ZM246 260V261H245ZM253 260V261H252ZM263 260V261H262ZM139 261H141V262H139ZM150 261V262H149ZM154 261V262H153ZM176 262V263H170V262ZM197 261H199V262H197ZM183 262V263H182ZM226 262V263H225ZM255 262V263H254ZM162 263V264H163ZM207 263V264H208ZM165 264V263H164ZM189 264H191V263H189ZM195 264V263H194ZM203 264V263H202ZM206 264V263H205Z\"/></svg>",
  "mask_w": 264,
  "mask_h": 264
}]
</instances>
